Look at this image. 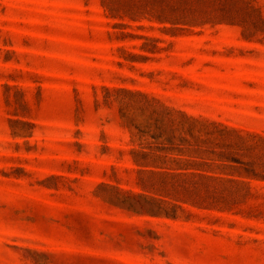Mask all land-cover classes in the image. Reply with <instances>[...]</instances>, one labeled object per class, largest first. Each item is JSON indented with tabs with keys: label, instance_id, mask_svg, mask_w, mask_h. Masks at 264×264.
<instances>
[{
	"label": "rangeland",
	"instance_id": "rangeland-1",
	"mask_svg": "<svg viewBox=\"0 0 264 264\" xmlns=\"http://www.w3.org/2000/svg\"><path fill=\"white\" fill-rule=\"evenodd\" d=\"M0 264H264V0H0Z\"/></svg>",
	"mask_w": 264,
	"mask_h": 264
}]
</instances>
